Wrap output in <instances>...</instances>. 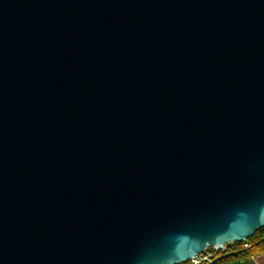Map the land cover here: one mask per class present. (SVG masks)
I'll list each match as a JSON object with an SVG mask.
<instances>
[{
  "label": "water",
  "instance_id": "water-1",
  "mask_svg": "<svg viewBox=\"0 0 264 264\" xmlns=\"http://www.w3.org/2000/svg\"><path fill=\"white\" fill-rule=\"evenodd\" d=\"M264 227V0H0V264H181Z\"/></svg>",
  "mask_w": 264,
  "mask_h": 264
},
{
  "label": "trees",
  "instance_id": "trees-1",
  "mask_svg": "<svg viewBox=\"0 0 264 264\" xmlns=\"http://www.w3.org/2000/svg\"><path fill=\"white\" fill-rule=\"evenodd\" d=\"M249 248L244 250L243 242L234 243L236 245V253H229L228 255L218 259L213 264H254L253 256L264 252V227L260 228L256 233L248 240ZM181 264H193L191 261H187ZM202 264H207L202 263Z\"/></svg>",
  "mask_w": 264,
  "mask_h": 264
},
{
  "label": "built area",
  "instance_id": "built-area-1",
  "mask_svg": "<svg viewBox=\"0 0 264 264\" xmlns=\"http://www.w3.org/2000/svg\"><path fill=\"white\" fill-rule=\"evenodd\" d=\"M243 248L244 250L249 248V243L247 240L243 241ZM236 251V245L234 243H228L223 245L221 249L208 248L203 254L192 258L190 261L193 264H202L205 262L207 264H213L218 259L228 255L229 253H236Z\"/></svg>",
  "mask_w": 264,
  "mask_h": 264
},
{
  "label": "crops",
  "instance_id": "crops-1",
  "mask_svg": "<svg viewBox=\"0 0 264 264\" xmlns=\"http://www.w3.org/2000/svg\"><path fill=\"white\" fill-rule=\"evenodd\" d=\"M252 259L254 264H264V252L256 254Z\"/></svg>",
  "mask_w": 264,
  "mask_h": 264
}]
</instances>
